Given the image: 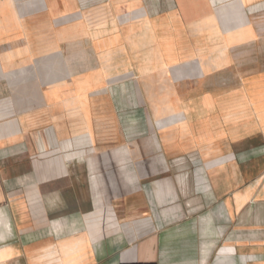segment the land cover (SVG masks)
Returning a JSON list of instances; mask_svg holds the SVG:
<instances>
[{
  "label": "crops",
  "instance_id": "1",
  "mask_svg": "<svg viewBox=\"0 0 264 264\" xmlns=\"http://www.w3.org/2000/svg\"><path fill=\"white\" fill-rule=\"evenodd\" d=\"M207 1L0 0V264H264V0Z\"/></svg>",
  "mask_w": 264,
  "mask_h": 264
},
{
  "label": "rangeland",
  "instance_id": "2",
  "mask_svg": "<svg viewBox=\"0 0 264 264\" xmlns=\"http://www.w3.org/2000/svg\"><path fill=\"white\" fill-rule=\"evenodd\" d=\"M145 6H149L148 3H150L152 0H145ZM232 1V0H208L207 3L210 7H215L217 5H220L222 3ZM148 2V3H147ZM80 10L82 12H86L89 9V4H86L84 2H80ZM247 12L252 15V17L256 20L258 24L262 25V28H264V12H261L258 8L255 9H248ZM58 25L60 23L58 20L54 22ZM51 28V26H50ZM161 44V43H160ZM153 45V44H152ZM151 45V46H152ZM162 46V45H161ZM147 50V49H146ZM153 50V46L151 48V51ZM149 51V52H151ZM148 52L145 54L147 55ZM71 55V52H64L65 59H68V57ZM79 55L82 57L83 60L86 62L88 61V58L90 56H95L93 51L89 50L87 47H82ZM143 57L142 52H134L132 54V61H133V68H130L128 73V85H121V83L118 82V84H113L111 87L109 86L107 88V91L110 92L113 96V107L116 111L117 118L122 122H125V127H123V134L125 141H132L137 138L143 137L147 134V130L143 128L138 129L136 128V124L138 122V117L136 116L137 110H150L151 106L149 105L148 99L146 101L142 100V97L140 93H138L137 90V84L135 83V80H140V88H141V94L144 98L151 97L154 92L163 91L164 93L168 91L169 85H166L167 81V75H169V72H171V68H168L165 66V68H157L153 66L151 63L146 69L142 70L138 65L140 64L139 59ZM199 81L198 80H188L187 83L180 86L179 84L175 85L176 91L180 92L182 91V87L185 86V90L189 91L191 88L197 90L199 87ZM191 87V88H190ZM100 90H95L93 93H99ZM121 92H124L125 95L123 99H121ZM148 95V96H147ZM101 129V128H99ZM108 130H111V133H104L99 132L97 135L98 138L102 141H105V139L108 138H114L116 137V127L115 122L112 124V128H107ZM111 135V137H110Z\"/></svg>",
  "mask_w": 264,
  "mask_h": 264
}]
</instances>
